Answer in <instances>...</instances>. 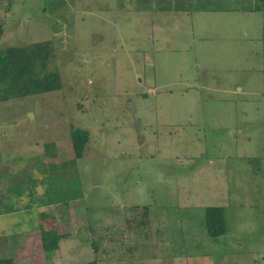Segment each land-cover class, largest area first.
Returning <instances> with one entry per match:
<instances>
[{
  "label": "rangeland",
  "instance_id": "1",
  "mask_svg": "<svg viewBox=\"0 0 264 264\" xmlns=\"http://www.w3.org/2000/svg\"><path fill=\"white\" fill-rule=\"evenodd\" d=\"M44 42L62 90L0 104V259L264 264V0H0V49Z\"/></svg>",
  "mask_w": 264,
  "mask_h": 264
},
{
  "label": "trees",
  "instance_id": "2",
  "mask_svg": "<svg viewBox=\"0 0 264 264\" xmlns=\"http://www.w3.org/2000/svg\"><path fill=\"white\" fill-rule=\"evenodd\" d=\"M53 56L51 42L37 43L25 48L0 49V104L61 91L63 84L60 73L48 70ZM70 137L75 160L83 159L90 142V133L80 128H72ZM81 198L75 195L63 198L53 193L48 198L41 199L39 203L46 206L67 205L69 202L81 200ZM11 212H14L13 207L6 211H0V213ZM206 229L211 239H218L227 234L228 225L224 207H208L206 209ZM91 232L94 233V230ZM128 233L130 234L129 231ZM40 236L43 251L46 254L59 251L61 242L67 240V236L60 234L56 229L48 230L43 227L40 228ZM93 246L94 253L97 254L100 249L98 243L93 242ZM0 264L16 263L13 259H0ZM88 264H99V262L95 259Z\"/></svg>",
  "mask_w": 264,
  "mask_h": 264
}]
</instances>
